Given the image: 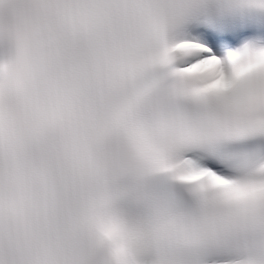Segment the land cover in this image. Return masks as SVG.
Here are the masks:
<instances>
[{
	"label": "snow or ice",
	"instance_id": "snow-or-ice-1",
	"mask_svg": "<svg viewBox=\"0 0 264 264\" xmlns=\"http://www.w3.org/2000/svg\"><path fill=\"white\" fill-rule=\"evenodd\" d=\"M0 264H264V0H0Z\"/></svg>",
	"mask_w": 264,
	"mask_h": 264
}]
</instances>
